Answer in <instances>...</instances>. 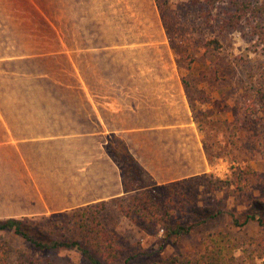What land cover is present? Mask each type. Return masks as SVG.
Wrapping results in <instances>:
<instances>
[{
  "label": "rangeland",
  "instance_id": "rangeland-1",
  "mask_svg": "<svg viewBox=\"0 0 264 264\" xmlns=\"http://www.w3.org/2000/svg\"><path fill=\"white\" fill-rule=\"evenodd\" d=\"M32 1L39 6L41 16L38 19L36 15L35 18L25 15L20 22L23 27L34 26L35 45H48L50 41L44 31L47 32L48 23L52 21L51 30L57 27L70 37L82 32L86 40L93 36L99 44L111 48L98 54V61L104 68L112 65L118 68L113 72L104 70L106 76L124 79L175 77L185 78L189 84L188 102L195 108L192 114L198 123L210 170L186 181L158 184L121 143H116L112 155L122 170L127 189L136 190L126 197L93 205L103 210L101 221L118 238L121 256L116 264H155L180 255L195 258L206 252L208 237L219 233H227L238 241V264H264V126L256 121L246 123L240 140L235 137L233 142L229 140V130L233 132L234 124L244 117L243 113L254 99L252 93L258 89L264 91V40L257 34V23L246 18L236 29L227 28L219 33L218 24L228 12L226 2L219 4L209 24L201 23L199 15L193 11L177 8L171 14L175 49L154 0ZM8 2L0 0V49H9L13 54L24 43L20 45L16 37L21 34L11 29L18 23L9 21L4 14ZM25 5L27 7L19 9L29 11L31 7ZM214 39L220 42L217 50L205 46ZM84 61L90 68L87 70L89 77L95 78L90 58ZM174 99L167 100L169 105ZM178 103L176 99L170 105L169 114L173 115L172 109H177L176 114L181 112ZM177 116H184L183 109ZM81 145L76 140L59 143L55 152L41 150V160L36 155L38 151L32 152L36 155L32 157V164L37 172H42L41 165L52 162L56 156L58 167L50 168L57 171L56 178L37 184L47 199L31 198L35 196L36 186H30L26 177L17 174L15 167L0 166V219H20L25 213V218L36 221L63 222L61 233L66 238L76 237L67 215L87 207L69 209L67 204L74 201L71 195L75 191L71 190L74 184L66 183L65 174L70 170L67 162L77 157ZM50 169L45 168V172L48 174ZM8 177L20 181H4ZM92 177L89 179L96 182L97 178ZM90 184L94 192L96 184L94 187ZM143 190H157L164 200L170 201L168 210L175 212L173 224L191 227L190 233L171 243L166 227L155 225L144 230L133 224L120 211L119 205L127 206L128 200ZM76 202L80 203L81 199ZM248 215H256L257 219L248 220ZM203 219H207L206 222ZM48 256L60 264H89L76 251L41 253L13 233L0 232V264H29V260L38 261Z\"/></svg>",
  "mask_w": 264,
  "mask_h": 264
},
{
  "label": "crops",
  "instance_id": "crops-1",
  "mask_svg": "<svg viewBox=\"0 0 264 264\" xmlns=\"http://www.w3.org/2000/svg\"><path fill=\"white\" fill-rule=\"evenodd\" d=\"M22 28L12 27L16 33ZM55 28L47 36L48 45H35L36 34H21L16 39L24 44L13 54L0 49V166L15 167L30 186H36L31 198L47 199L37 184L54 180L57 171L50 168L58 167L55 156L37 172L32 157L41 160V150L55 152L57 144L73 140L82 145L77 157L66 164L70 167L66 183L74 184L75 191L69 209L106 203L136 190L128 192L124 186L122 170L112 155L116 143L158 184L186 181L210 170L181 79L106 76L104 70L118 68H104L98 54L111 48L93 36L86 40L82 32L70 37ZM84 58H90L95 78L89 77ZM172 98L179 99L184 116H177L181 108L179 114L177 109L169 114L176 99L170 105L167 100ZM45 168L50 169L48 174ZM90 182L96 184L94 192Z\"/></svg>",
  "mask_w": 264,
  "mask_h": 264
},
{
  "label": "trees",
  "instance_id": "trees-1",
  "mask_svg": "<svg viewBox=\"0 0 264 264\" xmlns=\"http://www.w3.org/2000/svg\"><path fill=\"white\" fill-rule=\"evenodd\" d=\"M8 1L4 14L8 16L9 21L18 23L13 24L11 29L13 26L22 25L20 18L25 15L34 18L36 15L38 19L41 16L39 6L32 0ZM154 2L160 11V16L170 35L174 48L177 43L171 35V31H173L171 28V14L175 13L177 8L189 9L190 12L193 11L199 15L201 23L209 24V21L213 18V12L221 2H226L228 12L224 21L218 24L220 25L217 27L219 33H223L224 29L227 28L236 29L246 18H252L257 23V34L264 40V0L262 2H253L251 0H154ZM24 3L28 7H31L29 11L19 9V7H27ZM49 27H52V21L48 23L47 32L43 30L46 36L51 32ZM18 33L25 35L37 34L32 25L23 27ZM205 46L217 50L220 48V42L218 39H214L206 42ZM182 81L189 99V84L185 78ZM252 97L254 99L250 102L247 111L243 113L244 117L238 119L234 124L233 132L232 129L229 130V140L231 142H233L234 137L240 140L243 133L242 127L246 123L251 124L253 121H256L264 126V91L258 89L257 92L252 93ZM192 110L195 112V108ZM124 186L128 192L132 191V188L127 189L126 182ZM169 203L170 201L164 200L163 195L157 190H143L139 194L132 196L128 200L127 206L120 203L119 208L133 224L144 230H150L155 225L166 227L168 241L176 243L178 238L187 236L190 233L191 227L181 224L175 226L173 224V213L175 212L174 210H168ZM102 212L103 210L100 207L93 206L78 210L71 214V216L67 215L68 224L76 230V237L74 238H66V235L61 233L64 225L63 222L56 224L55 222L50 223L51 220L47 222L36 221L25 218V213L21 214L23 217L20 219L12 217L0 219V232L13 233L41 253L53 254L61 250L76 251L89 264H116L121 256L118 238L101 221L100 216ZM247 218L248 220H256L257 216L248 215ZM206 220L203 219L202 221L206 222ZM235 224L239 225L238 221H235ZM59 235L61 238L58 237ZM238 249V241L231 238L229 234H212L208 237V248L203 254L195 258L187 255L173 256L155 264H238ZM253 257L249 256V258ZM28 263L60 264L50 256L38 261L29 260Z\"/></svg>",
  "mask_w": 264,
  "mask_h": 264
}]
</instances>
